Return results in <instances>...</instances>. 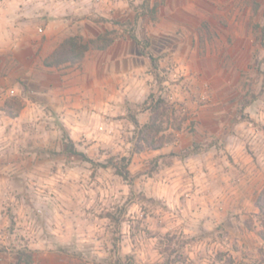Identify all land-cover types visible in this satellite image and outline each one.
Here are the masks:
<instances>
[{
  "label": "rangeland",
  "instance_id": "rangeland-1",
  "mask_svg": "<svg viewBox=\"0 0 264 264\" xmlns=\"http://www.w3.org/2000/svg\"><path fill=\"white\" fill-rule=\"evenodd\" d=\"M122 3L127 11L110 20L102 19L99 34L107 32L114 40L132 35L149 40L147 52L157 59L158 68L154 71L150 66L152 90L137 106L140 112L148 111L149 120L139 124L136 109L129 114L133 124L132 151L127 156L85 158L89 169L84 188L86 203L67 222L70 235L66 243L55 239L66 230L60 222L54 228L52 247L46 249L33 250L24 240L0 237V264H23L18 255L24 249L31 251L33 264H264V243L257 235L260 224L255 205L264 187V0ZM73 36H81L84 41L97 37L80 33ZM11 90L13 95L9 94ZM16 94L10 86L0 89V102L9 109V115L16 114L17 104H11L20 100ZM202 96L205 101H201ZM199 117L216 120L205 131L208 134L210 128L219 130L222 145L228 146L230 168H245L243 161L233 163L231 151L240 149L252 159L254 171L259 172L240 177L245 185L250 178H256L255 184L252 181L244 189V184L234 179L237 182L226 191L229 200L223 212L227 217L213 225L205 240L204 232L186 237L172 230L161 231L163 227L156 225L157 217L180 214L183 209L157 195L160 178L169 177L158 170L166 159L158 165V158L149 157L141 166L138 157L132 156L182 140L183 134H201L206 125H199ZM61 129L68 152L79 155L76 159L83 157ZM209 138L176 154L170 151L165 157L171 161L173 156H190L195 150L208 148L206 144L213 141ZM124 167L129 173L128 181L117 174ZM99 175L102 183L97 182L100 190L95 193L92 184ZM217 190L205 188L197 195L189 189L179 197L185 201L192 195L200 199L211 195L213 199ZM202 240L199 249L196 242Z\"/></svg>",
  "mask_w": 264,
  "mask_h": 264
},
{
  "label": "crops",
  "instance_id": "crops-1",
  "mask_svg": "<svg viewBox=\"0 0 264 264\" xmlns=\"http://www.w3.org/2000/svg\"><path fill=\"white\" fill-rule=\"evenodd\" d=\"M126 11L122 0L99 7L83 0H0V89L14 88L22 101L15 115H9L0 102V237L24 240L33 250L46 249L52 247L54 228L60 222L66 230L55 239L66 243L70 235L67 222L86 203L89 169L85 158L127 156L132 151L129 114L136 109L138 123L148 122V111L140 112L137 106L152 90L150 63L140 54V44L125 36L104 50H89L78 64L43 65L63 39L78 33L94 38L101 32L102 19ZM200 117L199 125H206L201 134H183L182 140L132 156L138 157L141 166L149 157L158 158V165L166 159L158 170L169 177L160 178L157 195L183 209L180 214L157 217L161 231L186 237L204 232L205 240L213 225L227 217L223 212L229 200L226 191L237 182L234 179L241 184L244 179L240 181V177L259 172L240 149L231 151L233 163L243 161L245 168H230L228 146L222 145L219 130L205 131L216 120ZM62 127L74 150L83 154L80 159L68 152ZM207 136L213 140L212 146L206 144L208 148L184 158L173 156L168 161L165 157L199 141L203 144ZM95 179L92 185L97 193L102 177ZM254 180L243 183L242 189ZM205 188L218 189L216 197L192 195L185 201L179 197L189 189L198 195ZM204 240L196 242L199 249ZM15 243L19 246V241Z\"/></svg>",
  "mask_w": 264,
  "mask_h": 264
},
{
  "label": "trees",
  "instance_id": "trees-1",
  "mask_svg": "<svg viewBox=\"0 0 264 264\" xmlns=\"http://www.w3.org/2000/svg\"><path fill=\"white\" fill-rule=\"evenodd\" d=\"M263 17H264V12H263ZM131 38L136 43L140 44V54L142 56L147 57L151 68L154 71H156L158 68L157 59L152 54L147 52V49L149 47V40L145 39L139 41L134 35H132ZM114 41H115L114 38L108 37L107 32L99 34L96 38L89 39L86 41H84L81 36L68 37L64 39L47 58H45V60L43 61V65L46 67H59L66 64H78L83 61L85 54L89 50H104L107 47H109ZM11 104L13 105L17 104L15 111V113H17V111L22 106V101L14 100ZM133 123L137 125L136 120H133ZM72 152L75 151L72 150ZM123 161L125 160L123 159ZM117 174L124 181L129 180V173L125 167L121 171L118 170ZM255 205L259 211L258 218L260 224V228L257 231V235L264 243V187L259 192ZM18 261L22 262L23 264H33L31 251L25 249L19 250Z\"/></svg>",
  "mask_w": 264,
  "mask_h": 264
},
{
  "label": "built area",
  "instance_id": "built-area-1",
  "mask_svg": "<svg viewBox=\"0 0 264 264\" xmlns=\"http://www.w3.org/2000/svg\"><path fill=\"white\" fill-rule=\"evenodd\" d=\"M83 1H84V2H89V3H91L92 5H94V6H96V7H99V6H102V5L105 4V3H108V2L111 1V0H83ZM114 1H117V0H114ZM38 31L40 32L41 29L38 28ZM9 94L13 95V94H14L13 90L9 91ZM201 101H205V97L202 96V97H201Z\"/></svg>",
  "mask_w": 264,
  "mask_h": 264
}]
</instances>
